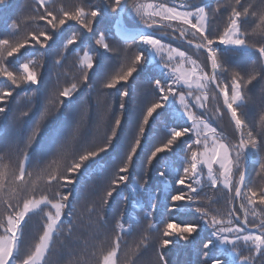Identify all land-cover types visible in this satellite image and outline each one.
<instances>
[{
  "label": "snow or ice",
  "instance_id": "1",
  "mask_svg": "<svg viewBox=\"0 0 264 264\" xmlns=\"http://www.w3.org/2000/svg\"><path fill=\"white\" fill-rule=\"evenodd\" d=\"M10 8V0H0V264H122V240L132 231L124 227L129 204L151 205L137 250L152 247V264H169L168 250L193 244L195 264H264V0H79L72 6L32 0L25 19L8 16ZM224 12L221 30L213 20ZM112 21L118 32L125 29L133 55L122 56L108 42V29L99 26ZM164 38L194 48L195 58ZM53 48L57 67L77 50L79 75L69 80L65 73L62 88L59 76L45 80ZM112 62L119 72H111ZM97 86L108 91L98 92L94 106L78 100L84 87ZM130 90L139 106L126 120ZM66 110L67 130L60 120ZM225 118L231 139L214 126ZM154 125L164 128L163 138ZM252 163L259 165L260 183L249 179ZM153 171L170 200L158 223L151 222L160 195L151 191ZM95 173L104 174L105 184L85 220L77 186ZM206 188L221 196L226 190L224 210L205 206ZM125 189L129 194L121 195ZM185 209L198 219H171ZM33 217L36 234L26 241ZM113 222L114 236L101 239ZM85 233L98 242L90 252ZM66 255L72 258L65 261ZM123 264L135 261L126 254Z\"/></svg>",
  "mask_w": 264,
  "mask_h": 264
},
{
  "label": "trees",
  "instance_id": "2",
  "mask_svg": "<svg viewBox=\"0 0 264 264\" xmlns=\"http://www.w3.org/2000/svg\"><path fill=\"white\" fill-rule=\"evenodd\" d=\"M64 4L66 6H72L76 3L79 2V0H63ZM248 2H252V0H248ZM258 2V0H257ZM11 3V8L8 11L7 15L8 16H13V17H19L20 19H25L28 15L31 14V5H32V0H10ZM215 6V4H213ZM227 19V12H224L221 16L215 18L213 20V25L214 27H219L221 30L223 29L225 22ZM114 23L112 21L111 23H106L103 25H100V29L103 31L105 29H108L107 31V36H108V42L112 44L114 48H117L121 51L122 56H131L134 54L133 51V44L125 43L124 41L120 40L118 37H116L112 33L111 26ZM5 27L3 23V19L0 18V30H3ZM78 27V25L76 26ZM71 31L68 32V35H71ZM166 42L172 43V45L175 47L179 45L181 50H186L190 54H193L195 57V51L192 50L191 48L187 47L183 43H180L178 41H169L166 40ZM79 44V42H77ZM92 46L95 47L94 41L92 42ZM124 46H127L128 48H125ZM71 47V46H70ZM76 49L73 50L71 54L67 55V58L64 59L62 66H55V61L57 59H60L59 56V49L53 48L51 50L49 56L47 57V66L43 70L45 72V80L46 83L51 78L52 82H56V77L59 76V86L62 88L65 86V73L68 74L69 80L71 79L73 74L79 75V73H76L75 69L73 68V65L76 63ZM82 55V51L80 52ZM23 63L24 61H20ZM235 66V65H234ZM111 72L114 74L116 72L120 71V64L118 62H112L111 66ZM14 71H19V64H16ZM143 77V74H141V78ZM2 80V78H0ZM135 81L132 82V85L134 86ZM258 87V86H257ZM99 91H108L105 89H102L100 86H97V90H92L90 91L87 87H84L81 93V96L78 97L79 99H84L87 98L93 106L95 105V98L98 95ZM20 96H23L24 93L20 92ZM111 99V97H109ZM41 103H43V100H41ZM27 102L24 101L20 105V107H26ZM139 106V98L136 96V93L132 92L130 90V96L127 98V104H126V120L130 119L133 113L136 111V109ZM118 108V105H116ZM95 107H93V113L90 119L95 118ZM252 116H255L256 119H259L258 114L256 113V110L253 109ZM60 120L63 123V126L67 129L71 127V119L67 115V110L65 111L64 114H61ZM214 126H217L218 129H221L225 132L226 135L229 136V138H232L233 135V129L231 125L229 124V121L227 118H225L223 121L220 122H214ZM170 127V125H169ZM154 129L156 132V135L163 138L165 134V130L163 127L161 128H156L154 125ZM127 132V126L125 128L121 129V135L124 136ZM181 155H183L181 153ZM140 159H144L143 153L141 155ZM259 169V165L252 163L249 165V179L253 180L255 179L257 183H260V179L257 178L256 173ZM182 171V169H181ZM150 176V182H151V191L152 192H159V200L157 202V211L154 214V218L152 219L151 222H159L161 220L165 219V208L164 204L165 203H170V200L165 201L163 192L167 189V185L159 178L158 176V171H153L149 173ZM169 179H172V177H169ZM105 181H104V174L102 175L100 173H95L91 176L90 179L85 180L81 185H78L79 189V199L77 200V206L79 209V213L82 214L85 218V220L88 217V208L93 205V203H98L99 201V195L102 194V189L104 187ZM129 190L125 189L121 195H128ZM209 197H212L213 199L217 200V203L213 204L211 201L208 199ZM201 198L202 202L205 204V206L211 207L214 210H224L226 207V190L221 196L220 193H216L214 190L211 189H204L203 192H201ZM139 199L147 203V194H140ZM117 202H120V198H117ZM149 205L148 207H150ZM148 207H145L141 210H137L131 206V204L128 205V216L125 217L124 219V227L125 229H128L131 227L132 231L131 233H126L123 237L122 240V247H121V254L120 258L123 264V261L126 259V254L131 256V259L135 261V264H152L154 262L155 257L153 255V248L149 247L147 251L141 247L139 250H137V245L139 244L142 235L146 234V230L148 229V225L150 223V220L144 219V212L148 210ZM133 209V210H132ZM173 221L180 222V221H194L197 220L198 217L195 215L193 211H190L188 209H185L182 214H177L171 217ZM39 223V218L38 217H33L32 220L29 221V225L26 227L25 230V238L26 241H30L31 237L36 234V229L37 225ZM143 225L145 228H147L145 231L138 232L142 230ZM162 227V225H161ZM114 222L112 225L109 227L106 237H102L101 239H110L111 237L114 236ZM207 234V230L204 231L202 234L203 235ZM152 236L154 238H158L159 234L158 233H152ZM82 239L87 240L88 242V249L87 252L91 251V245L94 243H98L97 241H92L89 239L87 236V233H85L82 236ZM60 240H57V246H59ZM83 245H80L75 248L74 253L75 256L78 258L82 254V249ZM167 259L169 260V264H195L196 262V245L193 244L190 246L189 249H171L166 252ZM72 257L71 256H65V261L70 260Z\"/></svg>",
  "mask_w": 264,
  "mask_h": 264
},
{
  "label": "rangeland",
  "instance_id": "3",
  "mask_svg": "<svg viewBox=\"0 0 264 264\" xmlns=\"http://www.w3.org/2000/svg\"><path fill=\"white\" fill-rule=\"evenodd\" d=\"M129 44H131V43H129ZM133 46V51L135 52V46L134 45H132ZM125 48H128L127 46H124ZM195 58V57H194ZM170 127H171V125H170ZM101 175H102V173H100ZM133 210V209H132ZM147 228H145V226L143 225V227H142V230H140V231H138V232H142V231H145ZM173 231H175V229H173ZM31 240V239H30Z\"/></svg>",
  "mask_w": 264,
  "mask_h": 264
}]
</instances>
